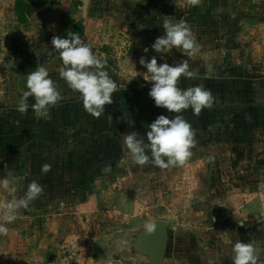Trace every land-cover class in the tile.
Segmentation results:
<instances>
[{"label":"crops","instance_id":"obj_1","mask_svg":"<svg viewBox=\"0 0 264 264\" xmlns=\"http://www.w3.org/2000/svg\"><path fill=\"white\" fill-rule=\"evenodd\" d=\"M241 20L236 19L233 25L224 24L229 31L217 34L221 36L215 37L216 40L220 38L233 43L234 47L240 46V41L246 43L245 37L242 35L241 38L239 34L250 25L243 24L247 21ZM258 25L256 29L264 31V24ZM209 36L213 39V35ZM225 50L217 51L215 56L225 58L232 54V57L243 58L246 53ZM100 53L99 58L116 82L117 89L112 94L113 102L105 105V111L99 117L84 109L80 94L60 76L64 65L58 59L54 65L45 68L61 99L50 106L43 117L37 116L31 108L35 103L33 96L27 97V112L22 114L17 110L23 93L28 91L22 82L20 85L12 82L5 92L7 95L0 97V177L7 176L12 182L9 188L15 186L17 189V197L23 195L32 180L43 186L38 198L27 208L17 211L50 215L63 212L67 206L90 202L101 185L109 188L122 181L139 180L145 175L161 186L169 185L172 175L183 186L190 178L185 171L191 170L189 183L195 186H230L234 189H219V194L211 190L210 195L202 197L198 193L193 197L183 196L180 207L185 212L179 214L178 220L182 230L173 231V241L167 238L165 256L160 264H232V245L228 239L233 243L237 240L251 243L257 264H264L262 61L258 59L263 69L255 71L252 76L246 73L249 71L248 62L243 63L242 60L226 65L229 67L227 70L222 69L225 63L221 60L211 61L210 69L197 66L193 71V65L192 68L189 66L194 76H181L177 86L184 89L203 85L211 90L214 98L210 108L194 115L191 108L181 113H170L157 107L148 95L152 82L144 79L146 68L140 79L126 81L118 76L114 65L109 64L111 59L108 60L104 51ZM155 55L153 50L151 56ZM161 57L158 64L181 62ZM211 58H214V52ZM195 64L201 65L199 62ZM161 114L169 118L179 114L191 124L194 136L190 155L182 164L167 168L153 164L147 150L149 161L144 165H138L132 159L126 162L130 154L123 144L124 135L136 131L146 140L147 125ZM45 163L51 165L46 174L41 172V165ZM123 170H130L131 174L124 175ZM172 171L178 175L171 174ZM12 195L9 189L0 186V200L11 199ZM187 202H191L192 208L186 212ZM224 231L227 232L222 233Z\"/></svg>","mask_w":264,"mask_h":264},{"label":"rangeland","instance_id":"obj_2","mask_svg":"<svg viewBox=\"0 0 264 264\" xmlns=\"http://www.w3.org/2000/svg\"><path fill=\"white\" fill-rule=\"evenodd\" d=\"M74 1L81 2L76 7L70 5L74 21L84 24L81 40L98 57L104 51L108 60L111 59L109 64L114 65L118 76L126 81L140 79L144 75L145 68L139 63L140 58L152 57L151 45L163 34L165 16L170 20L186 21L201 45V52L206 55L188 58L177 49L169 48L155 52L157 62L161 56L170 61L188 59L194 71L197 66L210 69L211 61L215 60L225 63L222 69L227 70L229 67L226 65L242 60L243 63L248 62L249 71L246 73L249 76L261 71L264 66V31L256 29L260 26L258 23L264 24L261 22L264 20V0H49L46 3L27 0L33 9L28 22L18 20L12 0H0V97L7 95L5 92L12 82L26 85L28 74L38 66L54 65L56 59L62 62L57 49L51 44L52 37L61 36V33L49 20L46 10L49 5L61 7ZM236 19L247 21L243 24L250 25L246 28L247 32L242 30L239 34L241 38L245 37L246 43L240 41V46L234 47L233 43L220 38L216 40L215 37L221 36L217 34L229 31L224 24L233 25ZM67 31H72V27L69 26ZM209 35H213V39ZM221 49L246 53L243 58L232 57V54L225 58L216 57ZM213 52L214 58H211ZM258 59L263 66L258 64ZM195 62L201 65H194ZM125 161H131L130 155ZM122 172L124 175L131 174L130 170ZM185 172L190 180L193 171ZM171 174L178 175L173 171ZM189 180L182 186L170 175L169 185L161 186L145 175L139 180L122 181L109 188L101 185L87 204L67 206L63 212L52 215L17 211L15 220L9 223L3 220L0 213V223L8 228L6 234H0V264H132L104 247L106 229L116 224L133 228L156 213L164 214L176 219L175 223L167 226V238L173 241V231L182 230L178 220L179 214L185 212L180 207L183 196L193 197L198 193L202 197L210 195L211 190L219 194V189H234L230 186H195ZM158 182H161L160 178ZM153 183L155 185L151 186ZM185 207L186 212L190 211L191 202H187ZM91 232L93 235L89 236ZM164 254L165 250L163 257Z\"/></svg>","mask_w":264,"mask_h":264},{"label":"clouds","instance_id":"obj_3","mask_svg":"<svg viewBox=\"0 0 264 264\" xmlns=\"http://www.w3.org/2000/svg\"><path fill=\"white\" fill-rule=\"evenodd\" d=\"M165 17L162 24L163 34L151 45L155 52L175 48L188 58L198 54L206 55L201 52V45L186 21L170 20ZM51 44L55 49L60 50L59 55L64 65L60 70V76L71 89L80 94L84 109L91 115L99 117L105 111V105L113 102L112 94L117 89V84L104 68L103 61L77 33L72 31L63 37L54 35ZM144 51L147 52L148 49L145 48ZM139 63L147 70L144 79L152 82L148 95L157 107L165 108L170 113H181L182 110L191 108L194 115H199L203 109L212 106L214 98L211 90L203 85L198 84L184 89L177 86L181 76L189 78L194 76L189 70L188 59H182L175 64H158L157 57L152 56L150 59L141 57ZM26 87L28 91L23 93L17 105V110L22 114L29 108L27 103L29 96L34 97L35 103L31 108L40 117H43L49 107L61 99L54 81L42 65L28 74ZM147 127L146 140L136 131L129 132L123 137L124 147L134 163L144 165L148 162L147 151L151 153L152 163L161 168L182 164L190 155L189 148L193 143L194 131L182 115H173L169 118L161 114ZM50 169L51 165L48 163L41 165L42 173L46 174ZM11 183L7 176L0 177V186L9 189L13 194L11 199L0 200V213L3 220L9 223L15 220L17 210L27 208L30 202L43 192V186L32 180L23 195L17 197L16 187L9 188ZM239 225L243 226L242 223ZM156 227L157 225L152 222L144 225L148 233ZM7 232V226L0 223V234ZM225 232L227 231L222 233ZM227 242L232 245V264H257V255L251 243L241 240L233 243L230 239Z\"/></svg>","mask_w":264,"mask_h":264},{"label":"water","instance_id":"obj_4","mask_svg":"<svg viewBox=\"0 0 264 264\" xmlns=\"http://www.w3.org/2000/svg\"><path fill=\"white\" fill-rule=\"evenodd\" d=\"M147 222L157 225L151 233L145 231ZM175 222L172 216L156 213L133 228L116 224L105 230L107 238L103 245L111 250L110 253L132 264H160L166 246L167 226Z\"/></svg>","mask_w":264,"mask_h":264},{"label":"trees","instance_id":"obj_5","mask_svg":"<svg viewBox=\"0 0 264 264\" xmlns=\"http://www.w3.org/2000/svg\"><path fill=\"white\" fill-rule=\"evenodd\" d=\"M44 3L49 0H42ZM15 6V12L17 14L18 20L20 22H28L29 17L33 14V9L27 0H12ZM80 1H74V3L67 2L61 7H47V16L49 20L59 29L61 36H66L69 26L72 27V32L77 33L79 36L84 33V25L82 21H74L73 17L70 14V5L73 4L75 7L80 4ZM58 53L60 50H58ZM89 236H92L93 233H89Z\"/></svg>","mask_w":264,"mask_h":264}]
</instances>
